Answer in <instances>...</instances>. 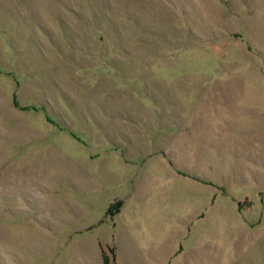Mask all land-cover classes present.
<instances>
[{
  "label": "rangeland",
  "instance_id": "rangeland-1",
  "mask_svg": "<svg viewBox=\"0 0 264 264\" xmlns=\"http://www.w3.org/2000/svg\"><path fill=\"white\" fill-rule=\"evenodd\" d=\"M264 264V0H0V264Z\"/></svg>",
  "mask_w": 264,
  "mask_h": 264
},
{
  "label": "trees",
  "instance_id": "trees-1",
  "mask_svg": "<svg viewBox=\"0 0 264 264\" xmlns=\"http://www.w3.org/2000/svg\"><path fill=\"white\" fill-rule=\"evenodd\" d=\"M102 261L104 264H107V258L103 253H102Z\"/></svg>",
  "mask_w": 264,
  "mask_h": 264
}]
</instances>
